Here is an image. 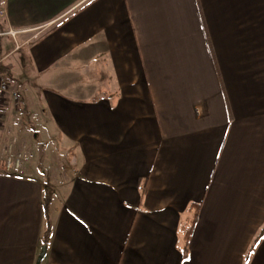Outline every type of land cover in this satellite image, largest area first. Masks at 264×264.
Here are the masks:
<instances>
[{
    "label": "crops",
    "instance_id": "crops-1",
    "mask_svg": "<svg viewBox=\"0 0 264 264\" xmlns=\"http://www.w3.org/2000/svg\"><path fill=\"white\" fill-rule=\"evenodd\" d=\"M0 10V264H264V0Z\"/></svg>",
    "mask_w": 264,
    "mask_h": 264
},
{
    "label": "built area",
    "instance_id": "built-area-1",
    "mask_svg": "<svg viewBox=\"0 0 264 264\" xmlns=\"http://www.w3.org/2000/svg\"><path fill=\"white\" fill-rule=\"evenodd\" d=\"M1 15H4V10H0V16ZM18 33V30L8 28L5 33L0 32V38L4 35H7L15 40ZM8 97H11L16 105L19 98L18 93L16 91L10 90L9 81L2 75L0 70V121L3 115L5 102ZM15 144L16 141L12 140L5 146L3 150L4 157L2 161V170L6 173H12L20 170L23 166L24 160L27 157L23 150L16 149Z\"/></svg>",
    "mask_w": 264,
    "mask_h": 264
},
{
    "label": "rangeland",
    "instance_id": "rangeland-1",
    "mask_svg": "<svg viewBox=\"0 0 264 264\" xmlns=\"http://www.w3.org/2000/svg\"><path fill=\"white\" fill-rule=\"evenodd\" d=\"M11 29H13V28H11ZM19 31V33H18V35H20L21 33L23 34V32L24 31H22V30H18ZM35 31H33V32H30V33H32V34H30L28 37L29 38H32V39H34V37H35V33H34ZM25 33H27V31L25 32ZM17 35V36H18ZM17 36H16V38H17ZM15 38V40L14 41H16L17 39ZM27 40V42H28V39H26ZM30 41V40H29ZM30 139L32 140L33 139V136H31L30 137ZM38 142H40V143H43L42 142V139H41V141L40 140H38ZM45 143H47L44 147H43V150L45 151V153L48 155V156H52L54 159H56V160H54V163H55V161L56 162H61L62 164H66V165H68V162H67V156H66V153H61V151H59V143H58V141H57V137L56 136H53V135H50V136H48L47 137V141L45 142ZM58 160V161H57ZM46 163H48L47 161H46ZM70 167V166H69ZM44 172V174H46V170H44L43 171Z\"/></svg>",
    "mask_w": 264,
    "mask_h": 264
},
{
    "label": "water",
    "instance_id": "water-1",
    "mask_svg": "<svg viewBox=\"0 0 264 264\" xmlns=\"http://www.w3.org/2000/svg\"><path fill=\"white\" fill-rule=\"evenodd\" d=\"M45 253H46V246L44 245L40 249V252H39L38 257H37L36 264H40V262L42 261V259L45 256Z\"/></svg>",
    "mask_w": 264,
    "mask_h": 264
},
{
    "label": "trees",
    "instance_id": "trees-1",
    "mask_svg": "<svg viewBox=\"0 0 264 264\" xmlns=\"http://www.w3.org/2000/svg\"><path fill=\"white\" fill-rule=\"evenodd\" d=\"M48 229H46L45 233H44V236H43V239H42V242L43 244H46L47 243V239H48ZM261 235H259L257 238H259Z\"/></svg>",
    "mask_w": 264,
    "mask_h": 264
}]
</instances>
